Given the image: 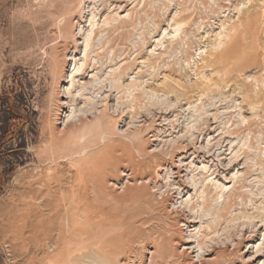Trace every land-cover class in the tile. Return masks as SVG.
I'll list each match as a JSON object with an SVG mask.
<instances>
[{"label":"rangeland","instance_id":"rangeland-1","mask_svg":"<svg viewBox=\"0 0 264 264\" xmlns=\"http://www.w3.org/2000/svg\"><path fill=\"white\" fill-rule=\"evenodd\" d=\"M71 112L76 130L53 143L49 124L61 114L64 131ZM111 152L122 200L100 205L114 220L134 222L143 202L121 175L135 169L140 193L189 218L206 258L242 241L246 264H262L264 0H0V264H56L30 244V188L89 184Z\"/></svg>","mask_w":264,"mask_h":264},{"label":"bare ground","instance_id":"bare-ground-1","mask_svg":"<svg viewBox=\"0 0 264 264\" xmlns=\"http://www.w3.org/2000/svg\"><path fill=\"white\" fill-rule=\"evenodd\" d=\"M67 61L68 55L63 57L62 64L67 65ZM72 61L73 70L68 76L64 74V82L70 85L71 89H66V91L71 99H74L73 90L76 84L74 77L80 76L83 65L77 69L79 63L76 58L73 57ZM60 74L63 75L62 72ZM59 104L65 106L61 101ZM73 104L74 101L71 106H74ZM74 114L76 113L71 112L69 118H67L64 131L59 129V116L61 114H57L54 118L55 122L49 124V137L53 143H63L68 136V132L76 130L74 126H71L74 122L72 120ZM149 149L151 148H148V152ZM113 153L111 152L108 155L106 169H103L104 166L102 165L103 170L98 169L86 174L89 184L86 182L85 175L77 174L69 177V182H67L70 184L69 187L59 184L55 188L47 186L45 189L37 188L38 190H34L35 187L30 188L27 196L26 219L29 241L34 249L46 248L49 257L56 264H134L135 259H138L137 264H235L233 259L239 256L241 257L240 263L246 264L247 254L242 252L244 246L242 241L232 242L234 248L232 253L224 249L215 253L214 258H206L210 255L203 247L202 237L195 234L194 230L191 231L189 218L178 219L171 212L167 201L158 200L147 190L140 193L137 183L143 179L137 177L135 169H124L121 171V175L127 177V180H131L134 184L132 187L134 192H129V197L132 198L134 195L141 197L143 202L141 201L142 203L138 205L134 222L122 223L114 220L107 208L100 205L101 203L113 202L112 204L116 206L117 201L122 200L121 196L116 193L117 190L115 191V188L111 186L114 184L109 182L107 176L108 169L112 172L118 171L123 163L115 156L117 153ZM76 157L74 155L73 158ZM117 173L119 174V171ZM66 179L68 180V178ZM223 190L228 191V188L223 187ZM141 198L139 199L141 200ZM114 202L117 203L114 204ZM260 222L262 223L261 228H263L264 220ZM183 223L188 226V238L185 235ZM250 227L255 229L257 226L256 224H250ZM122 228H127L128 232L122 231V233L116 235L115 233ZM250 233H253L254 236L256 230ZM130 234L133 235L131 240L129 238L131 237ZM126 237L129 239L126 240ZM244 241L246 240L244 239ZM261 246L259 244L258 248ZM194 249H199V252H202L197 256V260L193 257ZM139 251L141 257L137 258ZM210 252L213 253L214 251ZM148 254L150 255L149 260H147ZM255 256L250 259L252 260L251 264L256 263L261 255Z\"/></svg>","mask_w":264,"mask_h":264}]
</instances>
